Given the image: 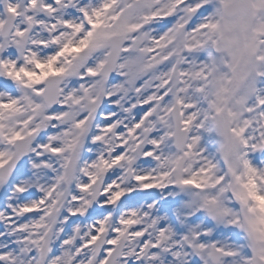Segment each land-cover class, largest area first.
I'll return each instance as SVG.
<instances>
[{
	"label": "snow or ice",
	"instance_id": "1",
	"mask_svg": "<svg viewBox=\"0 0 264 264\" xmlns=\"http://www.w3.org/2000/svg\"><path fill=\"white\" fill-rule=\"evenodd\" d=\"M0 264H264V0H0Z\"/></svg>",
	"mask_w": 264,
	"mask_h": 264
}]
</instances>
